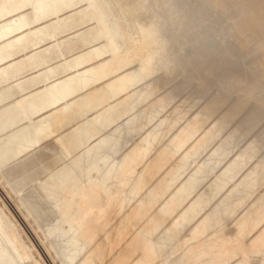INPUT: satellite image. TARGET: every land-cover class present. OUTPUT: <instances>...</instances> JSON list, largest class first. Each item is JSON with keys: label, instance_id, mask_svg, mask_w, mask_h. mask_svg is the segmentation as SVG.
<instances>
[{"label": "rangeland", "instance_id": "374dc122", "mask_svg": "<svg viewBox=\"0 0 264 264\" xmlns=\"http://www.w3.org/2000/svg\"><path fill=\"white\" fill-rule=\"evenodd\" d=\"M8 1L0 0V211L17 264H157L182 243L193 245L185 254L194 264L264 258V84L247 77L260 53L232 35L253 0H178L154 46L171 40L156 52L131 49L115 74L102 51L118 6L105 22L87 0H27L13 9ZM140 1L142 11L118 22L122 49L154 15L155 0ZM147 59L148 70L113 98L107 84ZM251 147L244 164L216 179ZM93 181L114 194L99 199L102 220V208L89 209L101 222L90 226V245L70 247L56 205L70 190L89 193ZM65 206L71 214L87 204Z\"/></svg>", "mask_w": 264, "mask_h": 264}, {"label": "bare ground", "instance_id": "6f19581e", "mask_svg": "<svg viewBox=\"0 0 264 264\" xmlns=\"http://www.w3.org/2000/svg\"><path fill=\"white\" fill-rule=\"evenodd\" d=\"M26 1L27 0H17V1L10 0L8 1V5L11 7L10 9H13L12 4L17 5L18 2H21V6H22V4H24ZM38 1L39 0H29V4L31 6H34L35 4H37ZM67 1L69 2L71 0H67ZM87 1L91 2L98 9L102 19L105 22L108 21L106 14L109 11V9L115 6H118L120 8L119 16L110 20L109 23L107 24L109 36L105 41L102 51V53L107 52L110 54L108 64L109 67H111V70L109 74L111 73L115 74L129 63V61L132 58L130 52L131 49L136 51V48H139L144 45L147 47H152L153 49L155 48V52L163 49L166 45V42L170 41L171 39L166 38L165 40H163L162 44L159 47H157L154 46V38L162 34L161 29L164 27L166 22L172 21L173 18H171V20L167 19L166 17L167 13L171 15L172 14L171 11H173L174 12L173 16H174L175 12L177 11V7L180 5V2L178 0H155L156 9L151 21L148 22L147 26L136 24L135 34L137 35V39L131 43L132 46L129 45L128 47L122 49L116 40V34H118V32L121 31L122 28H124V25L119 24L118 22H130L137 13L143 10L144 3L140 0H133L134 1L133 3L132 1L129 2L128 0H87ZM217 1L220 4H222L230 0H217ZM195 16L196 14L194 13L191 14L192 18H194ZM233 28L234 30L232 35L239 47L245 50L249 49L250 51L252 50L251 49L252 46H256L258 49V53H260V54L256 53L257 55H254L253 58L252 56H250L252 59L250 60V71H249V75L247 76L249 82L254 83L256 86L261 81L264 84L263 82L264 81V0H253V7L251 9L249 16L235 23ZM162 36L163 35H161L160 37ZM126 38L129 39L128 35ZM170 38H172L171 35ZM239 47L238 50L241 49ZM149 66H150V59H147L139 65L137 72L136 70L122 71L119 74L115 75L113 80L107 84V89L111 92L112 97L114 98L118 94H121L126 89H128L129 86H132L135 77L138 76L140 73L141 74L145 73L148 70ZM262 88L264 87L262 86ZM261 92L263 93V95L257 101L260 105L264 106V90H262ZM232 116H233L232 113H227L224 115L225 118H232ZM75 117L78 118V116ZM62 126L60 123V127ZM196 126L197 124H193V123L188 124V127H191L192 129L196 128ZM57 127H59V125L58 126L56 125V128ZM183 131L184 130H181L180 132ZM74 140L77 141L76 136L74 137ZM58 142L61 141L58 140ZM78 145H79L78 142L72 145L70 149L66 150L67 152L66 155H70L73 151H75L79 147ZM97 146L99 147V144ZM52 147L55 148L56 145L55 146L52 145ZM254 150H255L254 147L246 148L245 150H243L233 161H231L228 164V166L221 174L216 176V179L221 180L227 174L232 173L235 168L239 167V165L244 164L243 159H249L253 155ZM95 164L96 162L94 161L88 165V171L92 173L94 179L97 178V172L95 171L96 169ZM146 171L147 169L144 170V173ZM89 187L91 189L89 193L84 192L82 188L74 191L70 190L68 192V196L71 197V199H69V197H65V198L62 197L61 198L63 200L62 201L63 204H61L62 207L55 204L56 208L59 210L58 228H61V226L63 225L66 226V228L64 227V229L61 231L60 237L66 238V242L70 245V247L76 245L78 240H82L81 241L83 243V245L81 246L82 250L88 247L91 243L92 238L91 235L89 234L90 226L94 225L96 228H98L101 223V222H97L93 218V215L89 212V209L102 208V204L101 202H99V199L100 198L102 199L103 197H110V195L114 194V191H109V189L105 185L100 186L98 185V182L95 181L89 183ZM83 202H85L87 206H85V208H80L78 205ZM67 203H71L72 205H74V207H78L80 209L78 211L74 210L71 214H67L68 212L66 210L68 208L65 206V204ZM104 214H105V209L102 208L100 212L101 220L103 219ZM246 220H251V219L246 218ZM240 222H242V220H240ZM6 226H8V223L6 222L4 216L0 211V264H17L16 261L17 258H15L13 255V253L15 252L14 241L5 232ZM259 235L264 239V229L260 232ZM227 238L228 236H223L219 240H221L222 242H226ZM219 240L217 241L218 243ZM7 246L11 247V249L9 250ZM147 251L149 254L153 253L152 250L147 249Z\"/></svg>", "mask_w": 264, "mask_h": 264}, {"label": "crops", "instance_id": "0c3cea01", "mask_svg": "<svg viewBox=\"0 0 264 264\" xmlns=\"http://www.w3.org/2000/svg\"><path fill=\"white\" fill-rule=\"evenodd\" d=\"M192 244H188V243H182V244H176L175 245V250L173 251V249H171V251L175 252V257L170 258L169 260H160L157 264H194L192 259L188 258V254H185V251L191 250L192 248ZM249 247H252V245H241V249L243 251H247V249H249ZM256 249V248H254ZM180 251V253H179ZM178 252V253H177ZM253 256V255H252ZM251 255H247L246 258L247 260H244L242 258H240L239 256H232L231 258L233 259H227L225 262H223L222 264H253L252 262L254 260L257 259V263L258 264H264V258L263 255L261 254H255L254 255V260L249 259L250 257H252ZM257 256L259 258H257ZM236 257V259H235ZM156 260V259H155ZM197 264H210L209 262L203 263V262H198Z\"/></svg>", "mask_w": 264, "mask_h": 264}]
</instances>
